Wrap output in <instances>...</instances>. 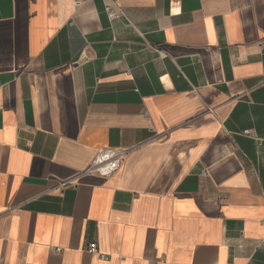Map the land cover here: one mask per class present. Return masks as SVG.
<instances>
[{
    "label": "crops",
    "instance_id": "0c3cea01",
    "mask_svg": "<svg viewBox=\"0 0 264 264\" xmlns=\"http://www.w3.org/2000/svg\"><path fill=\"white\" fill-rule=\"evenodd\" d=\"M104 5L0 0V264H264V0Z\"/></svg>",
    "mask_w": 264,
    "mask_h": 264
},
{
    "label": "built area",
    "instance_id": "2783aa9c",
    "mask_svg": "<svg viewBox=\"0 0 264 264\" xmlns=\"http://www.w3.org/2000/svg\"><path fill=\"white\" fill-rule=\"evenodd\" d=\"M85 0H75L76 6L79 7ZM104 12L109 20H115L122 15L119 8L115 7V0H104ZM244 134H249L247 131ZM126 155L124 150H114L112 148H100L96 151L95 155L91 159L89 165L82 172V174H96L100 177H109L113 175L119 168L122 159ZM86 252L88 254L96 253V244L91 243ZM103 258V255H99Z\"/></svg>",
    "mask_w": 264,
    "mask_h": 264
}]
</instances>
